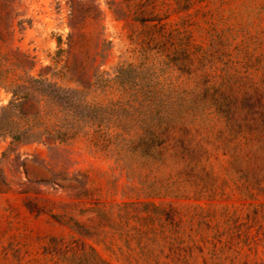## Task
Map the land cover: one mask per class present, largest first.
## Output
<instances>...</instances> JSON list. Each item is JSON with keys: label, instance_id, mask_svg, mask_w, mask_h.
<instances>
[{"label": "rangeland", "instance_id": "1", "mask_svg": "<svg viewBox=\"0 0 264 264\" xmlns=\"http://www.w3.org/2000/svg\"><path fill=\"white\" fill-rule=\"evenodd\" d=\"M27 75L102 110L0 137V264H264V0H0V111Z\"/></svg>", "mask_w": 264, "mask_h": 264}, {"label": "trees", "instance_id": "2", "mask_svg": "<svg viewBox=\"0 0 264 264\" xmlns=\"http://www.w3.org/2000/svg\"><path fill=\"white\" fill-rule=\"evenodd\" d=\"M12 96L8 105L0 111V137H9L15 142H40L46 139L50 142L63 141L76 134L79 122L97 126L96 113L102 107L90 105L81 91L76 89H60L47 81L23 76L18 79L9 92ZM33 93L40 97L35 99ZM71 121V123H70ZM163 133L156 135L155 144L160 160V168L166 167L172 156H164L165 143ZM139 138L138 141H141ZM247 140V139H246ZM263 140L264 138H260ZM260 149H239L232 158L243 157V169L250 174L252 180L264 181V152L263 158H258ZM163 156V158H162ZM255 157L252 163V158ZM166 162L164 165L161 162ZM248 192V191H245ZM145 206H149L146 203ZM156 213L160 210L154 207ZM172 252L182 253L181 249ZM170 256V255H168Z\"/></svg>", "mask_w": 264, "mask_h": 264}]
</instances>
